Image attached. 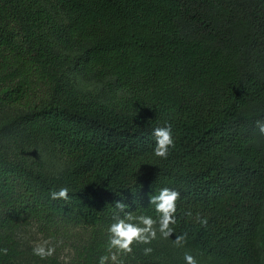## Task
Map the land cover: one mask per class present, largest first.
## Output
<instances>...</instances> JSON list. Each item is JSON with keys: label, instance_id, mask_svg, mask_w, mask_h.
I'll list each match as a JSON object with an SVG mask.
<instances>
[{"label": "trees", "instance_id": "16d2710c", "mask_svg": "<svg viewBox=\"0 0 264 264\" xmlns=\"http://www.w3.org/2000/svg\"><path fill=\"white\" fill-rule=\"evenodd\" d=\"M65 57L82 77H111L138 111L62 99L48 71ZM5 105L28 109L67 167L48 179L0 151L1 227L35 216L90 230L74 264H97L114 215L155 218L150 197L169 187L181 194L173 235L187 232V249L264 264V0H0ZM165 124L167 159L153 154ZM61 187L68 199H50ZM6 249L0 264L16 255L14 241ZM120 258L160 264L135 242Z\"/></svg>", "mask_w": 264, "mask_h": 264}, {"label": "rangeland", "instance_id": "374dc122", "mask_svg": "<svg viewBox=\"0 0 264 264\" xmlns=\"http://www.w3.org/2000/svg\"><path fill=\"white\" fill-rule=\"evenodd\" d=\"M27 15H23L22 19ZM54 52L59 53L57 49ZM65 58L60 65H55L48 71L53 85L62 87V99L77 100L85 104H103L124 112L138 111L132 96L119 90L111 77H100L96 74L82 77L74 71L72 60ZM30 121L28 109L0 106V151L9 160L36 168L49 177L48 179L60 177L67 167L66 158L54 151L47 140L40 138L39 130ZM1 214L2 210L0 216ZM8 227L0 226V248L6 249L8 243L14 241L16 255L7 264H74L79 260L92 235L90 230L80 227L64 233L62 229L52 228L53 226L35 216H28L19 220L12 228ZM175 238L173 234L164 238L158 232L156 239L149 244H139L143 249L150 247L152 256L160 264H186L185 252L195 256L198 264H235L223 262L215 256L197 254L184 245L178 247L174 242ZM44 241L54 245L56 251L52 257L41 260L32 254V249ZM127 263L131 264L129 260Z\"/></svg>", "mask_w": 264, "mask_h": 264}, {"label": "clouds", "instance_id": "9594fccd", "mask_svg": "<svg viewBox=\"0 0 264 264\" xmlns=\"http://www.w3.org/2000/svg\"><path fill=\"white\" fill-rule=\"evenodd\" d=\"M256 126L261 135H264V120H257ZM152 136L155 141L153 154L157 157L167 159L170 149L175 147V133L171 124L156 127L152 131ZM69 190L67 187H61L58 191L52 190L49 192L50 199H68ZM180 193L172 188L163 187L158 193L150 197V204L155 206L157 213L154 218L151 215L133 216L131 212H124L121 216L114 215L113 222L107 228V244L106 254L100 255L97 264H124L120 258L124 254L133 252V244H149L153 239H156L157 233L169 238L174 233L176 224V201L180 197ZM116 209L124 210L128 208L119 201L115 204ZM191 216L192 213L188 212ZM197 221L201 225L207 224L206 218H201L199 214L196 216ZM187 232L176 235L175 244L183 246L187 241ZM56 251L54 245H50L48 241L36 244L32 249V254L39 257L41 260L52 257ZM147 255L152 252L150 247L143 249ZM0 253L7 254V249H0ZM184 260L186 264H198L195 256L189 252H185Z\"/></svg>", "mask_w": 264, "mask_h": 264}]
</instances>
